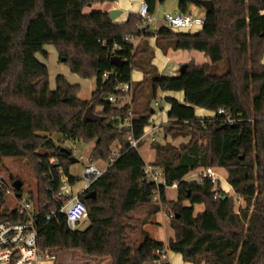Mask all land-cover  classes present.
<instances>
[{
    "label": "trees",
    "instance_id": "obj_1",
    "mask_svg": "<svg viewBox=\"0 0 264 264\" xmlns=\"http://www.w3.org/2000/svg\"><path fill=\"white\" fill-rule=\"evenodd\" d=\"M115 1L0 0V162L5 158L32 162L37 178L38 208L33 219L38 250H78L88 257L108 258L111 264L158 262L167 250L191 264H264V0H211L199 31L181 33L161 27L151 33L158 48L197 51L208 63L190 61L171 77L148 73L149 82L131 86V106L146 82L150 101L157 91L182 92V102L164 98L169 109L162 129L174 138L198 136L175 154L169 145L152 147L155 158L150 164L161 170L167 187L176 184L172 201H166L164 187L159 189L160 203L172 215L174 237L165 245L141 231L136 247L126 242L128 224L136 210L150 206L154 185L144 177L145 163L137 150L142 140L132 149L126 137L143 136L150 124V101L142 110H133L128 104L110 103L107 97L119 94L116 87L130 82L132 70H142L139 48L128 39L140 37L147 28L137 13L117 23L107 12H82L95 3ZM159 1L143 0L149 15ZM193 5L202 8L199 0H178L177 11L186 13ZM45 45L54 47L58 62L70 72L94 79L88 101L80 100L78 85L69 84L62 75L55 77L54 89L49 88L47 67L36 58L47 57ZM112 57L120 63H112ZM220 63L225 72L216 74ZM88 106L102 117L100 124H82ZM195 108L213 115L197 118ZM128 118L129 127L122 126ZM60 139L93 141L89 158L93 162L108 161L112 147H120L119 157L80 195L88 221L83 230H69L63 214L45 220L61 203L56 197L60 177L55 169L61 167L70 183L78 181L68 171L73 153L67 148L69 155L60 151L65 148L57 144ZM198 139L205 140L204 147ZM55 159L57 165L52 164ZM206 167L226 170V182L244 207L234 211L232 198L220 188L222 196L214 198L206 179L186 180L193 170ZM51 184L52 191H47ZM89 191L95 196L84 199ZM4 204L5 193L0 190V221L25 220L3 209ZM195 205H202L203 211L194 215ZM159 211L156 206L149 214Z\"/></svg>",
    "mask_w": 264,
    "mask_h": 264
},
{
    "label": "rangeland",
    "instance_id": "obj_2",
    "mask_svg": "<svg viewBox=\"0 0 264 264\" xmlns=\"http://www.w3.org/2000/svg\"><path fill=\"white\" fill-rule=\"evenodd\" d=\"M177 4L178 0H160L156 4V8L154 13L152 14V17L155 18V21L151 24V27H154L156 24L161 25V19L162 16L165 13H172L177 9ZM104 4L100 3H95L89 6H86L84 8V13L85 12H93V11H102ZM204 9L199 8L197 6H190L189 11L193 15H198V16H203L204 14ZM187 32H192V31H187ZM44 51L47 52V57H41L40 55H36V58L38 61L43 63L48 70V83H49V88L51 90L54 89L55 86V76L58 74H62L66 81L69 84L73 85H78V91H77V97L82 100V101H88L91 97V92L94 90L95 87V81L94 79H83L79 77L78 75L70 72L69 68L67 65L58 62V56L57 53L52 45H45L44 46ZM158 49H161L160 47L158 48L157 46H154L151 50L153 54H156ZM201 54V53H200ZM199 53L191 54L188 56L189 61L194 62L195 64L199 63L200 58H199ZM201 57V55H200ZM264 62V60H263ZM262 63V60H261ZM225 72V66L223 63H220L215 70L216 74H221ZM148 76H145L144 81H148ZM144 84V86H141L140 89H138L137 95L134 99V105L131 106V99H132V91L130 98L128 99L126 97V100L128 99L130 103H128L129 106L134 110H142L143 107L146 106L147 103H149V98H148V93L150 91V84L147 83ZM155 101V102H154ZM154 102V103H152ZM153 104L155 107H158V105H164V99L158 98L157 95H155L154 100L150 101V104ZM151 113V112H150ZM206 113V112H205ZM54 139L56 138L55 135H52ZM197 139L198 136L196 135L194 138H190L189 136L186 137H172L170 135H166L165 131L160 129L159 132L155 134V138L153 141V145L150 144L149 147H147V143H150L149 137H145L142 139V144L139 146L138 153L141 155V157L145 160V162H149L152 158V151L153 155L155 158V152L154 149L152 148L154 145H159V146H164V145H169L171 147V154L175 152L178 153L179 150L181 149L182 146L188 144L190 140ZM198 144L201 147L205 146V140L198 139L197 140ZM57 144H60L62 147H65L67 149H70L73 153V156L78 159V162L72 163L69 165L68 171L69 174L73 177H78V181L76 182L75 186L73 187L74 192H76L82 185V180L80 179V175L84 167L88 164H90L91 161L90 158V153L93 148V141L89 142H84V141H72V140H63L60 139ZM119 146L115 145L112 147V153L118 149ZM172 148L174 149V152H172ZM112 156V154H111ZM110 156V157H111ZM109 157V158H110ZM153 158V160H154ZM56 161L59 162V160L55 159ZM109 161V160H108ZM108 161L105 163L107 164ZM96 166H101L99 163H96L95 161L93 162ZM105 164V166H106ZM104 166V167H105ZM201 168H197L190 172L186 176L187 181H192L190 179H193V176L197 174ZM215 171L218 176V189H223L227 190L228 192L225 193V195L229 196L233 200L234 204V211H237L239 208L244 207V202L241 198L237 197L230 185L226 182V170L224 168H215ZM4 175L5 178V184L6 188L5 190L8 192H5V204L3 206V209H6L7 211L12 209V207L15 205V200L14 194L15 191L12 188V182L15 179H18L22 182V186L20 188V194H21V199L20 201H24L27 199L29 196L32 197V199L35 201L37 197V178L36 174L33 169L32 162L30 159L25 158V159H19V158H5L0 162V175ZM222 188H221V187ZM165 199L166 201H172L176 199V188L174 187H166L165 188ZM188 202H183V204L186 205ZM158 206L159 207V212L158 213H152L149 214L150 211L154 207ZM198 205H195V211L200 210L201 206L197 207ZM165 206H163L161 203L157 202H151L150 206L144 207L142 209L136 210L132 214V220L129 222L128 227L126 231V242L131 245L132 247H136L137 244L141 240V235L136 232V228L139 227L140 229V222L143 220L144 223L146 224L147 222L152 221V226H148L147 230L150 233V238H154L155 240L161 241L165 239V231H172L173 237H174V232L173 229L170 227V213L166 212ZM165 211V212H163ZM195 215V214H194ZM164 217L165 220H167L168 225L167 228H163L162 225L159 227L158 221L160 220L161 217ZM88 226V221L86 219L82 220L81 222L78 223L77 229L78 230H83ZM136 226V227H135ZM49 257H53V260H45L42 261L40 264H111L110 260L108 258H99V257H88L84 255L82 252L78 250H69V251H58V250H50L48 251ZM164 260V259H162ZM161 260V261H162ZM161 261L159 262H154V264H160ZM165 261V260H164ZM152 264V263H151ZM162 264V263H161ZM203 264V262L201 263Z\"/></svg>",
    "mask_w": 264,
    "mask_h": 264
},
{
    "label": "built area",
    "instance_id": "obj_3",
    "mask_svg": "<svg viewBox=\"0 0 264 264\" xmlns=\"http://www.w3.org/2000/svg\"><path fill=\"white\" fill-rule=\"evenodd\" d=\"M137 15L140 17L143 27L148 28L155 21V18L152 17V15H149L147 6L144 2H142L139 6ZM161 22L163 23L164 28L174 32L195 33L201 29L204 23V15L195 16L191 14V12L181 13L176 11L172 13H165L162 16ZM128 41H131V39H128ZM104 77H107V75L104 74ZM116 90L119 91V94L109 95L107 97L108 102L117 104L118 106L128 104V99L130 98L132 91L130 82L119 85L116 87ZM126 97L128 98L127 100ZM217 113L224 114L227 119L229 118L222 110H218ZM228 121L230 122V120ZM129 125L130 119L128 118L122 126L129 127ZM154 131L155 127L150 126L149 124L144 129V134L139 140L134 139L130 134H128L126 137L127 146L132 149H137L138 142L147 136L149 137L150 142H153L155 138ZM119 151L120 147L112 153V156L106 164L107 167L119 157ZM52 164L57 165L58 161H54ZM104 171L105 169L102 170L97 168L93 162L86 165L80 175L82 185L76 192H74L73 187L76 183L72 184L67 181V179L63 178V171L61 167H57L55 172L56 175L60 177V188L57 191L56 197L61 200V203H59V207L57 209L52 210L45 215V220L49 221L56 215L63 214L65 216L66 227L72 231L76 230L78 223L87 217L86 206L80 199V195L83 194ZM143 172L145 180L154 185L151 200L153 202L160 203L159 189L160 187H167L161 170L151 164H145ZM42 178L47 179L48 177L46 174H43ZM203 179L209 181L214 198L222 196L218 189V176L214 168H202L193 176V179L190 180L201 182ZM50 180L53 184L54 179L50 178ZM5 182L4 175L1 174L0 190L4 193L8 192L5 190ZM52 184L46 187L47 191H52ZM171 187L176 188V184H173ZM221 190L227 193V191L223 188ZM14 198L17 202H15V205L12 209L8 210V212L14 211L16 215L25 216V220L20 222L9 220L0 221V264H40L42 261L48 259L53 260V257H49L48 251L40 252L37 248V226L33 219V214L38 208L37 203L29 197L24 201H20L21 194L19 198H16L15 196Z\"/></svg>",
    "mask_w": 264,
    "mask_h": 264
},
{
    "label": "crops",
    "instance_id": "obj_4",
    "mask_svg": "<svg viewBox=\"0 0 264 264\" xmlns=\"http://www.w3.org/2000/svg\"><path fill=\"white\" fill-rule=\"evenodd\" d=\"M142 2H143V0H116L113 3H103L104 7H103L102 12L108 13L112 9L118 10L119 15L115 18L114 21L117 23H122L126 20L128 14L137 13L138 8ZM84 8H83L82 12L84 11ZM177 10H178V8L173 12H176ZM86 13H89V12H85V14ZM196 16H198V15H196ZM161 27H163V23H161V25L156 24L154 27H151V25H150L147 28V30L142 33V35L140 37L131 40V43L133 44L134 48H136V47L139 48V55H138L140 58L139 64H140V67H142V70L141 69L132 70L131 75H130L131 86L134 84L142 82L144 80L145 76H147L148 73L151 74L152 72L156 73L159 76H165V77L176 76L180 66L190 62L188 59V56H190L191 54H195V53L200 54V52H197V51L172 50L171 48H168L166 50H163L161 48V49H158L157 52H155L156 54H153L151 49L156 45L154 42V37H151L150 35L153 32V30H156V29L161 28ZM200 55H201V57H200ZM200 55H199V58H200L199 61L200 62L197 63V65L208 63V59L206 57H204V55L202 53ZM263 60H264V55L262 58V64L264 66ZM58 75H62V74H58ZM156 95H157V99L158 98L164 99L165 97H172V98L177 99L180 102L183 101V93L182 92H160V91H157ZM154 102H152V103H154ZM152 103L150 104V112H151L150 113V115H151L150 116V126L155 127L154 132L156 134L157 132L160 131L162 125H164L168 122L167 111L169 109V105L164 101V105H158V107H155ZM130 105H131V103H130ZM194 114H195V117H197V118L210 117L213 115L212 112H209V111H206L203 109H199V108H195ZM150 143L146 144L147 147H149ZM153 158H154V155H153V151H152V158L149 162H145V160L143 158H142V160L144 161L145 164H150L153 161ZM95 162L99 163L101 165L100 167L96 166L97 168L102 169V170L107 168V166H105V164H106L105 162H103V161H95ZM186 205H188V203H186ZM199 206H201V209L196 210V211L194 210L195 206L193 207L194 214H197V213H200L203 211V206L198 205L197 207H199ZM167 222L168 221L165 220V218L162 216L160 218V220L158 221V225H159V227L162 225V227L166 229L167 225H168ZM151 223H152V221L147 222L145 224L144 221L142 220L140 222V229H139V227H137L136 232H138V234L141 235L140 232L145 231V232H147V234L150 237V233L147 230V227L149 225L152 226ZM164 234H165V236H164L165 239L162 240V243H164L166 245L167 242L173 238V234H172L171 230L165 231ZM152 239H154V238H152ZM156 241H158V240H156ZM159 242H161V241H159ZM162 259H164L165 261ZM160 261H161V263H164V264H191V263L182 261L180 255L175 254L173 252H170L168 250L162 255ZM149 264H151V263H149ZM152 264H154V262Z\"/></svg>",
    "mask_w": 264,
    "mask_h": 264
},
{
    "label": "water",
    "instance_id": "obj_5",
    "mask_svg": "<svg viewBox=\"0 0 264 264\" xmlns=\"http://www.w3.org/2000/svg\"><path fill=\"white\" fill-rule=\"evenodd\" d=\"M199 4L200 6L206 11H210L211 8H212V1L211 0H199ZM119 15V11L118 10H115V9H112L108 12V16L111 20H115V18ZM61 61H64V59H62ZM112 63L114 64H119L120 63V60L117 58V57H112L111 59ZM185 67V64L181 65V67L179 68V72H182V70L184 69ZM81 121H82V124H86V123H98L100 124L101 121H102V117L97 115L96 113H94L92 111V107L91 106H88L83 115H82V118H81ZM60 151L69 155V151L66 149V148H60ZM69 161L70 163H76L78 162V159L76 157H74L73 155H70L69 156ZM22 186V182L18 179H15L13 182H12V188L14 189L15 191V197L16 198H19L20 197V188ZM95 196L94 192L93 191H89L87 192L85 195H84V199H90V198H93Z\"/></svg>",
    "mask_w": 264,
    "mask_h": 264
}]
</instances>
